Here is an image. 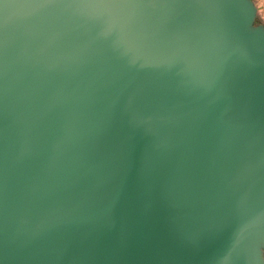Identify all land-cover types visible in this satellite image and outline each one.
<instances>
[{
	"label": "water",
	"instance_id": "95a60500",
	"mask_svg": "<svg viewBox=\"0 0 264 264\" xmlns=\"http://www.w3.org/2000/svg\"><path fill=\"white\" fill-rule=\"evenodd\" d=\"M255 0H0V264H264Z\"/></svg>",
	"mask_w": 264,
	"mask_h": 264
},
{
	"label": "crops",
	"instance_id": "0c3cea01",
	"mask_svg": "<svg viewBox=\"0 0 264 264\" xmlns=\"http://www.w3.org/2000/svg\"><path fill=\"white\" fill-rule=\"evenodd\" d=\"M258 6V13L264 22V0H255Z\"/></svg>",
	"mask_w": 264,
	"mask_h": 264
},
{
	"label": "trees",
	"instance_id": "16d2710c",
	"mask_svg": "<svg viewBox=\"0 0 264 264\" xmlns=\"http://www.w3.org/2000/svg\"><path fill=\"white\" fill-rule=\"evenodd\" d=\"M257 17L260 18L261 21H263V20L261 19L260 15H259V13L257 14Z\"/></svg>",
	"mask_w": 264,
	"mask_h": 264
},
{
	"label": "rangeland",
	"instance_id": "374dc122",
	"mask_svg": "<svg viewBox=\"0 0 264 264\" xmlns=\"http://www.w3.org/2000/svg\"><path fill=\"white\" fill-rule=\"evenodd\" d=\"M257 21H261L260 18L257 17Z\"/></svg>",
	"mask_w": 264,
	"mask_h": 264
}]
</instances>
